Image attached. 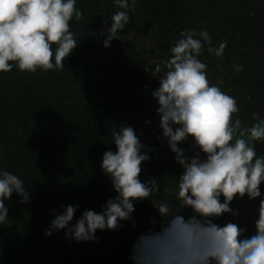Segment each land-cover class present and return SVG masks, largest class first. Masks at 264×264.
<instances>
[{
	"label": "trees",
	"instance_id": "16d2710c",
	"mask_svg": "<svg viewBox=\"0 0 264 264\" xmlns=\"http://www.w3.org/2000/svg\"><path fill=\"white\" fill-rule=\"evenodd\" d=\"M185 45L244 161L212 153L151 63ZM242 175L264 186V0H0V264H230Z\"/></svg>",
	"mask_w": 264,
	"mask_h": 264
},
{
	"label": "rangeland",
	"instance_id": "374dc122",
	"mask_svg": "<svg viewBox=\"0 0 264 264\" xmlns=\"http://www.w3.org/2000/svg\"><path fill=\"white\" fill-rule=\"evenodd\" d=\"M135 43L149 48L154 45V37L136 34ZM198 53L185 45L176 57L162 54L151 63L161 68L163 81L175 91L176 103L187 109L193 122L204 129L212 153L214 149L215 154H222L233 162L244 161V136L234 125L230 107L213 97L212 71L206 56ZM139 138L128 118L122 129L123 143L130 148L131 140ZM261 182L260 177L242 175L229 198L230 216L222 232L230 264H264V186Z\"/></svg>",
	"mask_w": 264,
	"mask_h": 264
}]
</instances>
